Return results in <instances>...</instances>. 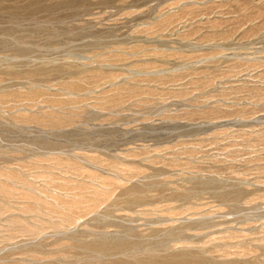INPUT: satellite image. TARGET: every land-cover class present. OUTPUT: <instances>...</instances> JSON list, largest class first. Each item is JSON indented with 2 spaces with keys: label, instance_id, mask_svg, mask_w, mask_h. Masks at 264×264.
<instances>
[{
  "label": "rangeland",
  "instance_id": "374dc122",
  "mask_svg": "<svg viewBox=\"0 0 264 264\" xmlns=\"http://www.w3.org/2000/svg\"><path fill=\"white\" fill-rule=\"evenodd\" d=\"M0 264H264V0H0Z\"/></svg>",
  "mask_w": 264,
  "mask_h": 264
}]
</instances>
